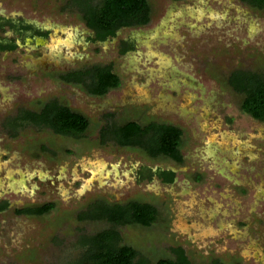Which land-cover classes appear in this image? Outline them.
I'll return each mask as SVG.
<instances>
[{
    "label": "rangeland",
    "instance_id": "rangeland-1",
    "mask_svg": "<svg viewBox=\"0 0 264 264\" xmlns=\"http://www.w3.org/2000/svg\"><path fill=\"white\" fill-rule=\"evenodd\" d=\"M148 3L146 26L88 46L90 32L73 0H0L1 14L50 30L43 51L59 66L86 58L111 64L121 80L97 98L56 86L44 73L32 76L22 57L0 55V202L10 205L0 212V264H79L80 237L111 228L80 220L100 201L157 209L148 228H117L122 244L150 264L171 258L176 247L192 264H264V143L254 138L264 137V124L240 111L241 97L228 84L234 70L264 72V10L238 0ZM122 39L132 45L126 54L118 53ZM55 96L88 119L82 137L20 118L43 108L37 99ZM129 121L180 126L184 164L101 141L103 128ZM158 167L178 170L175 182L144 178ZM49 203L53 209L42 216L15 212L21 204Z\"/></svg>",
    "mask_w": 264,
    "mask_h": 264
},
{
    "label": "trees",
    "instance_id": "trees-1",
    "mask_svg": "<svg viewBox=\"0 0 264 264\" xmlns=\"http://www.w3.org/2000/svg\"><path fill=\"white\" fill-rule=\"evenodd\" d=\"M238 1L254 9L264 10V0ZM73 5L78 9L85 26L93 31L95 40L100 42L115 38L118 30L144 27L150 21L148 0H100L95 4L88 0H73ZM124 45L120 48L121 54L132 49V46ZM66 80L80 85L87 94L95 97H103L121 85L120 77L113 71L111 64H95L83 68ZM86 80H89V85ZM231 84L237 92L246 97L241 105L242 110L253 119L264 122V77L248 73L239 74L231 80ZM20 118L31 121L38 127L45 126L55 134L74 138L82 137L89 126V121L84 115L65 105H47L39 113L28 112ZM102 135L103 142L112 141L124 148H140L150 158L165 157L178 166L184 164L181 154L182 130L176 126L157 122L140 125L129 121L120 126H107ZM152 176H158L164 183L171 184L175 173L171 170L149 171L146 177L151 179ZM6 207L7 205L3 204L0 211ZM53 207L54 205L49 203L29 206L15 212L17 215L42 216ZM157 219V209L148 203L96 202L86 214L80 216V220H103L111 224V228L80 237L78 246L83 248V256L79 264H150L134 248L122 244L117 228L132 224L148 228ZM171 255V258L160 259L155 264H192L181 247L172 248ZM209 264L223 263L214 259Z\"/></svg>",
    "mask_w": 264,
    "mask_h": 264
},
{
    "label": "flooded vegetation",
    "instance_id": "flooded-vegetation-1",
    "mask_svg": "<svg viewBox=\"0 0 264 264\" xmlns=\"http://www.w3.org/2000/svg\"><path fill=\"white\" fill-rule=\"evenodd\" d=\"M124 29L118 30L116 32L115 38H117L118 32H122V30H124ZM87 30L90 32V35H88V37H87L88 41L86 42L88 44V46H92V45L94 46L96 44H101V43L105 42V41H103V42L96 41L94 38L93 31H91L88 28H87ZM48 32H50V30L45 29V28H40L35 24L27 22L25 19H22L19 16H18V20H16V19H12L11 17L5 16L3 13L2 14L0 13V55H3L5 57L13 56L15 58H18V57L21 58L22 57V59H24L25 62L28 63V66L31 69L32 76L37 77V76H39V74L44 73L46 75L45 80L53 82V84H55L56 86L61 85L62 87H65V88H73L76 86L80 87V85H78L76 83L68 82L66 79L73 77L76 72L82 70L83 68L91 67L92 65L90 64V61L86 58L83 59L80 57H75L73 62L70 61V63H68L67 66L61 67L56 62L50 60L49 55L45 51H43V47L45 46V45H43V42L46 40V37H48V35H49ZM115 38H111L110 40L113 41ZM40 40H42V41H40ZM107 40H109V39H107ZM124 44L132 46L131 43L126 41V40H123V39L119 40V42L117 44L118 53H120V48L125 46ZM130 50H126L123 54L128 53ZM80 65L83 66L82 69L77 68ZM23 66H27V64L23 65ZM246 73L252 74V75H260L261 77H264V72L238 69V70L232 71V73L230 74V77L228 79V84H229L230 88L232 89V91L236 95L241 97L240 111L245 116H249L241 108L242 102L246 97L242 93L237 92L231 84V80L236 78V75H239V74L245 75ZM245 79L247 80V78H244V80ZM86 81H87L86 83L89 85L90 84L89 80H86ZM244 83H245V81H244ZM81 89L84 90L83 88H81ZM110 91H112V90H110ZM57 97H59V96H55L53 98H50V99H47L44 101L39 98V99H37V101L40 104H41V102H43V107H45L47 105H63L59 102ZM97 98H99V97H97ZM62 99H64V98H62ZM66 99L69 100L67 98V96H66ZM40 110H42V107ZM40 110L37 113H39ZM28 112L32 113V112H36V111H28ZM28 112L26 110L19 112L21 114L20 117L25 116ZM250 118H252V117H250ZM253 120L255 122H258L259 124H264V122H262V121H258L255 119H253ZM163 124L172 125V126H176V127L180 128L182 130V137H183V129L180 126H178L177 124H174V123H163ZM110 125H114V124H110ZM220 125H223V124H220ZM261 130L263 131L264 129H261ZM103 131H104V128H103V130H101V132H103ZM216 133H217V129H216L215 133L212 134V136L216 137ZM56 135H58V134H56ZM59 136H65V135H59ZM101 138L103 139V135ZM254 138H255V141L258 142L259 144L264 143L263 135L259 134V135L255 136ZM181 147H182V142H181ZM122 148H124V147H122ZM258 151H264V147H259ZM182 157H183V159H186L183 154H182ZM157 170L164 171V170H170V169H162L160 167L156 168L155 170H148V171L146 169H144L145 172L147 171L146 176H148L149 171L155 172ZM139 175H142V172H140ZM146 176H144V178H147ZM153 177H156L163 182V180L161 178H159L158 176H152L151 179ZM193 180L195 182H199L201 180V176L199 174L198 175L193 174ZM174 182H175V178L173 179L172 183H174ZM164 184H168V183H164ZM104 202H108L110 204L115 203L112 201H104ZM116 203H119V202H116ZM3 204L7 205L6 209H8L10 206L8 202L1 201L0 207ZM26 207H29V206H24L21 204L16 210H22V209H25ZM2 211H4V210H1L0 212H2ZM19 216H21V215H19Z\"/></svg>",
    "mask_w": 264,
    "mask_h": 264
},
{
    "label": "water",
    "instance_id": "water-1",
    "mask_svg": "<svg viewBox=\"0 0 264 264\" xmlns=\"http://www.w3.org/2000/svg\"><path fill=\"white\" fill-rule=\"evenodd\" d=\"M121 32H118V35L120 34ZM116 39V38H115ZM114 39V40H115ZM113 40V41H114ZM40 41H42V40H40ZM103 43H106V41L105 42H103ZM182 169H184V168H182ZM170 170L173 172V173H176L178 170H176V169H174V168H170Z\"/></svg>",
    "mask_w": 264,
    "mask_h": 264
}]
</instances>
